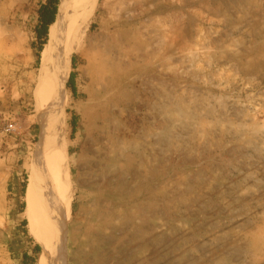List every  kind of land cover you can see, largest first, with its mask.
I'll list each match as a JSON object with an SVG mask.
<instances>
[{"label": "rangeland", "instance_id": "1", "mask_svg": "<svg viewBox=\"0 0 264 264\" xmlns=\"http://www.w3.org/2000/svg\"><path fill=\"white\" fill-rule=\"evenodd\" d=\"M45 1L0 0V264L45 254L27 197ZM73 57L55 264H264V0H98Z\"/></svg>", "mask_w": 264, "mask_h": 264}, {"label": "bare ground", "instance_id": "2", "mask_svg": "<svg viewBox=\"0 0 264 264\" xmlns=\"http://www.w3.org/2000/svg\"><path fill=\"white\" fill-rule=\"evenodd\" d=\"M97 4L98 0H60L42 51L35 90L36 115L41 126L37 157L42 165L31 175L27 192L32 227L45 252L42 264H55L54 258L65 250L74 188L63 138L67 82L72 56L87 35ZM59 262L65 264V258L60 257L56 263Z\"/></svg>", "mask_w": 264, "mask_h": 264}, {"label": "trees", "instance_id": "3", "mask_svg": "<svg viewBox=\"0 0 264 264\" xmlns=\"http://www.w3.org/2000/svg\"><path fill=\"white\" fill-rule=\"evenodd\" d=\"M59 3H60V0H46L45 2L39 5V9L37 12L38 24L35 27L37 43H33V48L36 50V56L38 60L40 59V55L42 51L44 50V46L48 42L49 29L55 21ZM72 66L73 68H75V57L72 58ZM67 88L73 93L74 96L77 95V87L75 85V72L74 71L70 73L69 80L67 82ZM70 124H71V128L73 132H75L76 131V118H73ZM25 189H26V183L24 184L23 192H25ZM23 209H24V206H22L21 210ZM23 225L25 227L27 226L26 219L23 220ZM39 250H40V246L36 245L35 253H37ZM34 263H35V257H30L27 253L23 255V264H34Z\"/></svg>", "mask_w": 264, "mask_h": 264}]
</instances>
